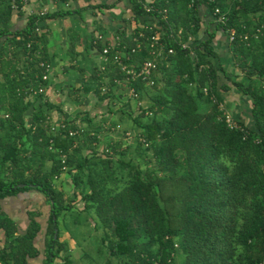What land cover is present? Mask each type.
I'll return each instance as SVG.
<instances>
[{"label":"trees","instance_id":"obj_1","mask_svg":"<svg viewBox=\"0 0 264 264\" xmlns=\"http://www.w3.org/2000/svg\"><path fill=\"white\" fill-rule=\"evenodd\" d=\"M126 1L133 19L125 27L136 24L130 42L125 27L117 31L127 62L139 66L153 58L154 35L166 56L157 58L153 87L134 84L149 106L135 103L142 110L138 117L119 110L136 121L119 131L137 146L136 163L118 151L122 139L99 149L103 127L89 112L55 124L51 112L57 106L44 91L34 92L49 84L44 22L114 3L32 13L14 28V13L24 10L0 0V264H31L39 257L44 264H73L69 244L60 239L61 219L70 232L69 219L82 223L86 213L104 232L103 264H114L112 258L119 264H264V0H196L194 7L192 0ZM217 8L224 22L215 21ZM108 41L95 44L102 51ZM114 55L112 50L104 68L91 75L84 93L117 97L114 79L124 75ZM103 84L111 90L103 92ZM221 104L240 128L221 119ZM64 173L73 186L69 197L55 185ZM30 190L41 192L50 208L41 220L30 210L21 231L1 201Z\"/></svg>","mask_w":264,"mask_h":264},{"label":"crops","instance_id":"obj_2","mask_svg":"<svg viewBox=\"0 0 264 264\" xmlns=\"http://www.w3.org/2000/svg\"><path fill=\"white\" fill-rule=\"evenodd\" d=\"M88 3L91 5L114 3V6L101 11L97 8H85L88 6ZM129 6L126 0H92L91 2H85L83 0H29L23 15L14 13L12 24L14 28H18L22 26L28 15L38 13L42 10L55 12L85 8V10L81 12H74L67 16L48 19L43 24L42 30L48 32L47 48L51 57L49 84L44 87V94L48 101H51L57 106V108L51 112L52 120L55 124L60 123L65 118L70 120L77 115L84 116L85 113L89 112L90 116L94 117L96 122L99 120L102 121L103 130L100 135H104L111 130L116 131V128L120 131L121 129H131L133 127L132 123H134V119L132 120V118L126 114L125 117L124 114L119 112L118 107L114 105L115 102L120 101L119 98L125 99L124 97L126 96L124 94L123 96L122 92H117L116 98L108 97L105 100H99L93 91L84 93L83 90V86L90 80L91 75L104 65L103 55L98 44H95L97 34L104 33L106 39L113 38V36L116 35L119 36V34H117L119 28H124L125 24H127L130 19H133ZM202 8L203 12L206 13V8L203 6ZM135 26L136 24L134 22H129V26L127 28L125 27L127 36L124 38L129 42L131 40L130 28L134 29ZM220 39H223L221 34H219V40ZM143 101L145 102V100ZM38 103L39 102H36L35 105H38ZM106 104L109 107L105 110L104 105ZM112 104L113 107H110ZM130 110L133 111V117H135L137 113L136 110ZM245 110L247 114H249L248 106ZM78 121L81 122L84 127L89 126L87 122ZM247 122L251 124V119L248 118ZM27 123L28 125H32L33 123V119L30 115L27 118ZM121 139L123 145L126 144V141L128 144L130 143L127 148L128 150L130 149L131 152H133L132 148L137 147L130 138L121 137ZM114 141L115 140H113V142ZM102 145L103 144L100 143V147ZM58 179L64 180V184L66 185L70 184L73 192V186L70 182L69 175L64 173ZM44 200L41 192L30 190L4 198L1 203L3 209L19 223L21 231H24L29 224L28 213L30 210H35L40 213L39 220H41V212L43 215L48 213L50 206L46 204ZM77 206L80 209L83 207L79 202L76 204V207ZM74 211L77 210L75 209ZM87 215L88 213L84 215L85 220H83L82 223H78L77 226L94 227V223L88 219L89 217H86ZM73 216H76L75 212ZM43 217L44 216H42V218ZM43 222L45 223L44 218ZM61 223H63L62 219ZM67 231L71 233L69 230ZM68 233L64 235V241L67 242L70 249L74 251L76 246L70 243ZM31 264H44V261L39 257L31 261Z\"/></svg>","mask_w":264,"mask_h":264},{"label":"built area","instance_id":"obj_3","mask_svg":"<svg viewBox=\"0 0 264 264\" xmlns=\"http://www.w3.org/2000/svg\"><path fill=\"white\" fill-rule=\"evenodd\" d=\"M141 1V0H138ZM215 0H210V2H214ZM22 7L19 6L17 0H11V6L12 9L15 10L16 12L20 9L25 10V7L28 5L29 0H21ZM196 3V0H192L190 6L194 7ZM145 9L146 11H153L154 7L150 4H145ZM46 10L40 11L41 14L46 13ZM166 12V10H164ZM216 22H224L225 21V16L221 14L220 8H217L215 12L213 13ZM235 37V31L232 30L229 38L230 40H233ZM247 38V36H245ZM136 37H133L132 40H136ZM103 40H109L103 47L101 53L104 58V63L107 62L108 60V55L109 53L114 50L115 55H114V61L119 65L122 74L124 75L121 78H115L114 79V87L113 90L114 92H122L127 98H130L131 100L135 101V103L138 106H143L144 101L141 100L140 95L141 91L138 90V88L134 85L137 81H144L146 85L153 86L155 84V76H156V69L158 67V60H161L165 58V49L164 45L159 42L157 35L152 36L151 38V43L150 46L153 48L152 54L153 58H148L146 59L141 65H135V64H129L127 62L128 56L126 52V45H123L121 42V37L119 36H114L113 38L106 39L105 35L103 33L97 34L95 38V42H100ZM123 45V49H120L119 47ZM186 44L185 46H187ZM141 46L140 44L137 45V48L139 49ZM136 49H133V52H135ZM173 50L170 49L169 53H172ZM105 65H103L101 68L103 69ZM49 71H50V66H49ZM48 78V74L44 75V79ZM111 87L108 85L103 84L102 86V91H110ZM44 91V88H40L38 90H34L35 93H41ZM205 93H207L208 89L204 88ZM220 109L222 111V120H225L227 124L231 128H240L239 123L237 120L234 118L233 114L226 108L224 104L220 105ZM64 127V124H62ZM77 133L76 131H72L71 134Z\"/></svg>","mask_w":264,"mask_h":264},{"label":"rangeland","instance_id":"obj_4","mask_svg":"<svg viewBox=\"0 0 264 264\" xmlns=\"http://www.w3.org/2000/svg\"><path fill=\"white\" fill-rule=\"evenodd\" d=\"M206 18L207 19L208 18L212 19L210 16H206ZM230 65L231 64H227V67L229 69H230V67H229ZM239 74H241V72ZM151 87H153V86H151ZM124 98L125 99L119 98L120 101H117V102L114 103V105L116 107H118V110H121V109H126V110H128V109H136L135 101H133V100H129L128 101V98H126V97H124ZM145 100H146V102L143 103L142 107L147 108L149 106V102H148L147 99H145ZM235 101H237V98L235 99ZM240 101H241V99H240ZM108 107L109 106L107 104L104 105V109L105 110ZM110 107H113V104ZM141 111H142L141 109L140 110L136 109L137 113L135 114V117L136 116L138 117L141 114ZM234 111H235V109H234ZM149 113L151 114V112H148V114ZM124 116L126 117V115H124ZM90 117L95 120L94 117H92V116H90ZM31 118H32V116H31ZM96 118H98V117H96ZM130 118H132V120L134 119L133 117H130ZM144 119H146V116L144 117ZM97 123H102V121L99 120V121H97ZM132 124H133V126H135L136 125V121L134 120V123H132ZM133 132L134 133L137 132V129H135V131H133ZM121 137H123V136L117 130V128H116V131L115 130H111L109 132H106L104 135H100L99 136L100 143H102L103 145L99 149L108 147L113 142V140H115V141L117 140L118 141L119 139H121ZM125 143H126L125 145H123V143L120 145V147L118 148V151H120V152L121 151H124V152L126 151L127 154L125 155V160L133 159L134 162L136 163L141 158L140 154L136 153L137 149L135 147L132 148L133 152H131L130 149L128 150L127 147L130 145V143L128 144L127 141ZM141 165H143L145 167L146 163L145 162L141 163ZM118 171H119L118 173L120 175H123L124 171L122 169H119ZM55 185L59 189H62L66 196L69 197V195L70 196L72 195V187H71V185L70 184L69 185L64 184V180H60V179L55 180ZM79 204L83 205L82 202H79ZM68 222H69V226H70V230H71L70 232L71 233H68L66 227L63 225V223H61L60 224V228H61L60 239H61V241H64V235L66 233H68V235H69L68 238H69L70 243H72L74 246H76V249L74 251L71 250L72 262L74 264H103V263H105L108 260V256L106 254L105 247H103V249H100V246H99V245L102 246L101 238H102V236L104 234L103 230L95 229L93 226L79 227V226H77L78 223L72 221V218H70ZM42 244H43V238L41 237V241L39 242V245L41 246ZM42 246L43 247H41V248L44 249V245H42ZM111 261L114 264H119L118 261L115 258H112ZM177 262L178 263L182 262L181 253L177 256Z\"/></svg>","mask_w":264,"mask_h":264},{"label":"water","instance_id":"obj_5","mask_svg":"<svg viewBox=\"0 0 264 264\" xmlns=\"http://www.w3.org/2000/svg\"><path fill=\"white\" fill-rule=\"evenodd\" d=\"M57 232H58V229H56L55 238L57 237Z\"/></svg>","mask_w":264,"mask_h":264}]
</instances>
